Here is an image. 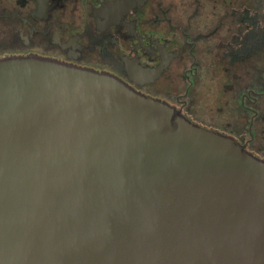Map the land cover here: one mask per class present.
Instances as JSON below:
<instances>
[{"label":"water","instance_id":"obj_1","mask_svg":"<svg viewBox=\"0 0 264 264\" xmlns=\"http://www.w3.org/2000/svg\"><path fill=\"white\" fill-rule=\"evenodd\" d=\"M0 264H264V161L112 74L0 59Z\"/></svg>","mask_w":264,"mask_h":264},{"label":"flooded vegetation","instance_id":"obj_2","mask_svg":"<svg viewBox=\"0 0 264 264\" xmlns=\"http://www.w3.org/2000/svg\"><path fill=\"white\" fill-rule=\"evenodd\" d=\"M106 72L264 161V0H0V59Z\"/></svg>","mask_w":264,"mask_h":264}]
</instances>
